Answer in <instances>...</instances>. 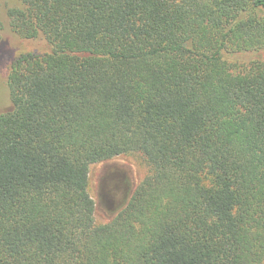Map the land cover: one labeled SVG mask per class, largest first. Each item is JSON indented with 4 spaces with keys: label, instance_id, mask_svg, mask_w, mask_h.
I'll use <instances>...</instances> for the list:
<instances>
[{
    "label": "trees",
    "instance_id": "1",
    "mask_svg": "<svg viewBox=\"0 0 264 264\" xmlns=\"http://www.w3.org/2000/svg\"><path fill=\"white\" fill-rule=\"evenodd\" d=\"M0 264H264V0H18ZM148 171L95 222L90 167Z\"/></svg>",
    "mask_w": 264,
    "mask_h": 264
},
{
    "label": "rangeland",
    "instance_id": "2",
    "mask_svg": "<svg viewBox=\"0 0 264 264\" xmlns=\"http://www.w3.org/2000/svg\"><path fill=\"white\" fill-rule=\"evenodd\" d=\"M16 2L18 0H0V113L10 107L6 79L13 60L24 53L39 54L46 48L42 39L24 41L10 30L6 10ZM147 171L139 154L120 156L90 167L88 192L95 204L97 225L105 223L124 207L131 192L146 176Z\"/></svg>",
    "mask_w": 264,
    "mask_h": 264
}]
</instances>
